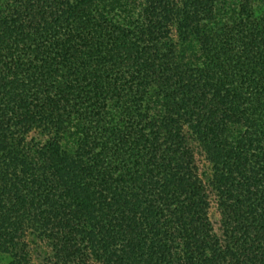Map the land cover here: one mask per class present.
<instances>
[{
    "label": "trees",
    "instance_id": "1",
    "mask_svg": "<svg viewBox=\"0 0 264 264\" xmlns=\"http://www.w3.org/2000/svg\"><path fill=\"white\" fill-rule=\"evenodd\" d=\"M0 264H264V0H0Z\"/></svg>",
    "mask_w": 264,
    "mask_h": 264
},
{
    "label": "rangeland",
    "instance_id": "2",
    "mask_svg": "<svg viewBox=\"0 0 264 264\" xmlns=\"http://www.w3.org/2000/svg\"><path fill=\"white\" fill-rule=\"evenodd\" d=\"M200 158V157H199ZM198 158V164H199V167H200V171L204 174V172L206 173L207 172V164L205 161H203L202 159H199ZM210 216L213 218V219H217V216H218V213H217V210L215 208V205L212 204L211 208H210Z\"/></svg>",
    "mask_w": 264,
    "mask_h": 264
}]
</instances>
